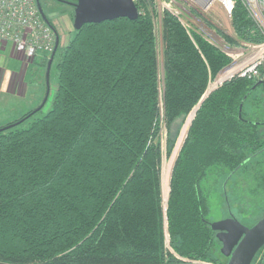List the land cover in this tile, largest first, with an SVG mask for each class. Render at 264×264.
<instances>
[{
    "label": "trees",
    "instance_id": "16d2710c",
    "mask_svg": "<svg viewBox=\"0 0 264 264\" xmlns=\"http://www.w3.org/2000/svg\"><path fill=\"white\" fill-rule=\"evenodd\" d=\"M137 6L135 21L76 30L50 109L0 125V264H227L210 223L219 188L229 213L234 206L254 224L264 217V83L242 77L198 109L165 212L161 136L193 113L231 58L166 12L161 70L152 5ZM231 25L235 37L216 28L226 44L264 41L239 1ZM174 145L169 136L168 157Z\"/></svg>",
    "mask_w": 264,
    "mask_h": 264
},
{
    "label": "built area",
    "instance_id": "2783aa9c",
    "mask_svg": "<svg viewBox=\"0 0 264 264\" xmlns=\"http://www.w3.org/2000/svg\"><path fill=\"white\" fill-rule=\"evenodd\" d=\"M133 1L138 5L142 0ZM148 1L152 5L155 24L156 22L160 23V32L163 15L166 12H171L179 17L187 30L190 31L193 25L197 26L211 43L231 58L230 64L218 75L209 91H213L235 77L257 79L264 83V74L261 72L264 66V41L258 44L242 43L238 46H231L217 35V26L210 23L214 27L210 28L204 22L209 11L217 6L232 20L233 11L239 1L264 38V0ZM203 18L205 19L202 20ZM201 20L206 28L222 42L218 43L214 35L208 34L205 29L199 26L198 22ZM57 37L58 34L52 28L51 23L49 24L43 19L37 0H0V45H10L12 55L22 63L21 73H26L39 56L41 59L46 55L51 57L56 47ZM166 247L170 249L169 243ZM178 259L180 258L178 257ZM177 264L215 263L180 259Z\"/></svg>",
    "mask_w": 264,
    "mask_h": 264
},
{
    "label": "rangeland",
    "instance_id": "374dc122",
    "mask_svg": "<svg viewBox=\"0 0 264 264\" xmlns=\"http://www.w3.org/2000/svg\"><path fill=\"white\" fill-rule=\"evenodd\" d=\"M71 0H41V5L44 9V12L47 18L53 22V24L57 27L60 44L58 48V52L54 58L53 65L50 71L49 78V95L46 103V107L44 111L50 109L51 104L54 100V97L58 88V68L57 64L60 60L61 52L64 48L69 44V42L74 38L76 34V30L74 27V18H73V9L69 5ZM203 18L202 20H204ZM199 21V26L206 30L208 34L214 35L212 31L208 30L205 24L213 23V26H217L224 33L231 37H235V34L232 29L231 19L226 15V13L219 7H214L207 14V18L205 19V24L203 21ZM214 28V27H213ZM156 30L158 36V44H159V54L161 59V70H162V60H163V49H162V34L160 32V23L156 22ZM215 39L218 40V43L222 42V40L218 39L214 35ZM15 61V62H14ZM41 56L37 58V63L32 64L27 73V90L25 96L22 98H18L14 96L12 93L8 92V83L11 77V74L14 70H19L20 64L16 60L11 58V47L10 45L4 47L0 45V78L4 72H7L5 76V80L3 83L0 82V125L6 124L14 119L21 117L22 115L19 113L21 110H33L41 107L45 96L47 94L48 88L47 85L44 84L46 78V69L40 65ZM162 74V72H161ZM163 77V75H161ZM1 81V80H0ZM47 82V80H46ZM26 108V109H25ZM29 108V109H28ZM192 121V116L190 115L187 119L183 121V119L178 120L172 126V129L167 133L164 129V132L161 136V143L163 149V164H162V189L163 194L166 199L169 192V183H171L172 176V168L174 162L180 152V149L185 141V138L188 133V129L190 127ZM171 136L173 140H175L174 148L171 152V155L168 157L167 148H168V137ZM221 187V185H220ZM211 215L210 223L218 222L223 219L229 218L230 214L235 216L237 220H239L242 224L251 227L253 226L252 220H244L243 217L237 214V208L233 206L234 212L230 210L226 206L225 196L222 190L219 188V192L216 193L211 199ZM168 246V240H167ZM221 251V248H220ZM223 262L227 263V258L222 257ZM259 259V258H258ZM257 263L261 262L264 264V261H256Z\"/></svg>",
    "mask_w": 264,
    "mask_h": 264
},
{
    "label": "water",
    "instance_id": "95a60500",
    "mask_svg": "<svg viewBox=\"0 0 264 264\" xmlns=\"http://www.w3.org/2000/svg\"><path fill=\"white\" fill-rule=\"evenodd\" d=\"M37 5L43 19L50 24V20L47 18L41 5V0H37ZM69 5L74 8V27L77 31L81 30L86 24H98L119 18H128L129 20L135 21L140 16L139 9L133 0H77L76 3L71 2ZM59 44L60 38L58 35L56 47L49 59L46 72L48 91L41 107L36 109V111L43 108L47 102L49 95L50 71ZM211 92L212 90L206 93L191 114L192 121L194 120L202 102ZM169 194L167 201L164 200L165 212L167 210ZM211 228L217 232V239L221 243V254L228 259L227 264H252L258 252L264 247V217L253 226L248 227L237 220L235 216L230 214L229 218L211 223Z\"/></svg>",
    "mask_w": 264,
    "mask_h": 264
},
{
    "label": "crops",
    "instance_id": "0c3cea01",
    "mask_svg": "<svg viewBox=\"0 0 264 264\" xmlns=\"http://www.w3.org/2000/svg\"><path fill=\"white\" fill-rule=\"evenodd\" d=\"M7 48V46H4ZM11 58L13 60H16L18 62V64H20L19 66V70H14L11 74L9 83H8V92L12 93L14 96L18 97V98H22L23 96H25L26 94V90H27V72H23L21 73V68H22V63L20 60H18L17 58H15L12 55V49H11ZM15 62V61H14ZM30 68V67H29ZM1 73V72H0ZM7 72H4L2 74V77L0 78V82L3 83V80H5V76H6ZM26 109V108H25ZM29 109V108H28ZM32 110V109H31ZM26 112H28V110H21L19 113L21 115L25 114ZM2 125V124H1Z\"/></svg>",
    "mask_w": 264,
    "mask_h": 264
},
{
    "label": "flooded vegetation",
    "instance_id": "af4514ba",
    "mask_svg": "<svg viewBox=\"0 0 264 264\" xmlns=\"http://www.w3.org/2000/svg\"><path fill=\"white\" fill-rule=\"evenodd\" d=\"M71 8L73 9V11H74V8L71 6Z\"/></svg>",
    "mask_w": 264,
    "mask_h": 264
}]
</instances>
